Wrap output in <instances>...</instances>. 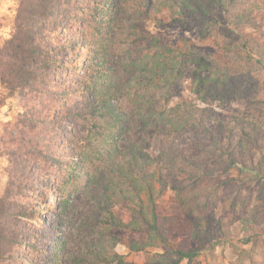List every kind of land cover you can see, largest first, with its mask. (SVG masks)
<instances>
[{
    "label": "trees",
    "instance_id": "trees-1",
    "mask_svg": "<svg viewBox=\"0 0 264 264\" xmlns=\"http://www.w3.org/2000/svg\"><path fill=\"white\" fill-rule=\"evenodd\" d=\"M155 1L21 0L13 34L0 44V85L6 92L5 98L25 95L52 102L65 100L60 102V110L75 100L78 107L69 113L73 126L58 129L53 136L55 143L59 133L67 137L66 133L71 131L86 133L91 145L96 139L110 142L122 156L115 151L109 153V149H98L100 156H108L106 160L111 161L109 174L97 178L104 182L103 196L97 194L98 206L110 199V191L112 197L116 187L123 197L132 193V201L136 203L133 219L128 224L110 210L101 209L107 215L102 220L107 225L106 231L114 227L147 232V241L142 246L132 245L131 251L162 247L166 249L161 255L163 264H181L201 256L205 246L201 241L203 232L199 229L192 232L198 243L195 249L170 248L168 230L159 222L163 218L156 212L155 198L159 192L156 185L166 188L167 178L189 175V178L201 179V174L210 173H200L204 166L191 156H184L187 170L179 168L178 159H170L164 152L154 156L146 135L154 131L170 136L201 127L196 114L199 109L192 102L168 106L175 87L185 77V70L192 67L189 78L197 100L225 107L234 103L245 105L243 114L233 120L243 133L238 147L244 151L252 144L262 150L264 43L242 33L247 27L258 29L257 20L251 17L252 10L248 11L251 0H168L166 8L171 10L174 21L189 30L197 29L203 40H215L219 52L216 57L190 41L182 49H173L159 37H136L135 23L141 15L150 16ZM166 1L160 4L164 6ZM147 3L150 5L146 9ZM126 24H130L129 37L134 39L128 44L119 41ZM147 43L151 48L145 46ZM122 45H130L136 52L128 60L119 55L118 59L112 54L109 57L111 52H120ZM137 53H140L138 57ZM80 101L84 102L82 107ZM252 111L258 112V117ZM54 114L55 118L59 115L56 107ZM32 121L33 127H37L38 121ZM203 133L215 142L205 126ZM28 148L26 159L18 163L27 178L31 176L29 169L38 167V161L33 160L35 156L46 153L47 160L55 162V152L50 147L43 149L38 142L35 147L29 144ZM231 152L229 164L236 167L239 163L234 151ZM94 177L88 173L90 181ZM116 178L118 184L126 185L125 189H119L118 185L110 187ZM26 180H21L20 186ZM99 180L94 182L95 190L99 188ZM174 189L180 204H186L184 193L188 186ZM12 196L7 190L0 199V261L14 246L31 238L26 226H21L22 218H28L29 214ZM172 256L175 260L169 261Z\"/></svg>",
    "mask_w": 264,
    "mask_h": 264
},
{
    "label": "rangeland",
    "instance_id": "rangeland-1",
    "mask_svg": "<svg viewBox=\"0 0 264 264\" xmlns=\"http://www.w3.org/2000/svg\"><path fill=\"white\" fill-rule=\"evenodd\" d=\"M163 1L156 0L150 16L141 15L137 20L136 37H159L164 45L173 49H182L190 41L205 53L219 56L214 39L203 40L197 29L189 30L174 21L171 10L166 8L169 1L164 6L160 4ZM20 3L21 0H0V44L13 34ZM149 5L147 3L145 8ZM248 7V11L252 10L251 17L257 20L258 29L247 27L242 33L264 43V0H251ZM130 31V24L124 25L119 41L128 44L134 40L129 37ZM145 46L151 48V44ZM134 52L130 45H122L120 52H111L109 57L112 54L118 59L119 55L128 60ZM191 68L185 70V77L175 87L168 106L192 102L199 109L196 114L201 127L170 136L152 131L146 138L154 156L164 152L168 158L178 159L176 165L185 170L189 167L184 156H191L204 166L199 172L210 175L201 174V179L183 175L178 179L167 178L166 188L156 185L159 191L155 198L156 212L163 218L159 222L167 228L170 248L174 250L195 249L198 246L192 237L195 229L201 230L202 238L208 240L201 238L205 246L199 258L184 260L181 264H264V136L260 141L262 150L251 144L241 151L238 143L242 129L233 120L241 112L243 114L245 105L234 103L225 107L197 100L191 89ZM5 95L0 85V199L7 190L18 199L29 214L28 218H22L21 226H26L31 238L8 251L0 264L165 263L161 256L165 248L129 249L138 243L142 246L147 241V232L114 227L106 231L107 225L102 223L107 215L101 209L110 210L117 219L128 224L136 208L132 193L123 197L118 191L117 185L119 189L126 187L118 184V177L115 184L110 183L117 191L112 192V197L110 191V199L98 206L97 194L103 196L104 182L97 178L109 174L111 164L106 160L108 156L99 155L98 149L117 153L114 145L103 143L101 139L94 140L91 145L87 134L77 131L67 132V137L59 133L58 145L55 143L53 136L58 129L73 126L74 120L69 113L78 107L75 100L69 101L68 108L60 110V102L65 100L52 102L32 96L5 98ZM80 103L82 107L84 102ZM55 107L59 110L57 118ZM252 113L255 117L259 115L255 111ZM261 117L264 120V116ZM34 119L39 123L37 127H33ZM54 119L58 122L54 123ZM204 126L212 132L215 142L203 133ZM38 142L43 149L54 150L55 162L47 160L46 153L35 156L33 160L38 161V167L29 169L31 176L27 178L22 175L23 169L18 168V163L26 159L28 145L35 147ZM231 151L239 163L236 167L229 164ZM89 172L95 175L93 181L88 178ZM25 179V185L20 186V181ZM98 180L99 188L95 190L94 182ZM27 186L32 189H25ZM184 186H188V190L184 193L186 204L182 205L174 188ZM174 260L172 256L169 261Z\"/></svg>",
    "mask_w": 264,
    "mask_h": 264
}]
</instances>
